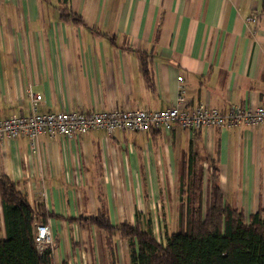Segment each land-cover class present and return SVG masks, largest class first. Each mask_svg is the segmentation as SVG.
Returning <instances> with one entry per match:
<instances>
[{"label":"crops","instance_id":"crops-1","mask_svg":"<svg viewBox=\"0 0 264 264\" xmlns=\"http://www.w3.org/2000/svg\"><path fill=\"white\" fill-rule=\"evenodd\" d=\"M70 5L81 22L64 19L58 0H0V120L29 115L30 92L42 95V113L162 110L176 105L180 75L188 107L227 113L264 105V0ZM249 16L259 22L247 23ZM190 151L203 158L206 180L211 162L218 166L227 202L245 214L264 207V125L19 136L0 141V175L61 216L46 222L56 234V264H95L88 229L97 227L67 218L102 207L114 224L135 223L139 213H178Z\"/></svg>","mask_w":264,"mask_h":264},{"label":"trees","instance_id":"trees-1","mask_svg":"<svg viewBox=\"0 0 264 264\" xmlns=\"http://www.w3.org/2000/svg\"><path fill=\"white\" fill-rule=\"evenodd\" d=\"M62 17L81 22L70 0H58ZM156 129L152 128L151 130ZM203 158L188 154L180 176L177 229L161 242L154 234L149 214H138L135 223H112L100 208L96 215L68 217L107 233L110 246L108 264H118L113 237L129 242L130 264H264V207L250 214L227 202L219 184V168L214 161L206 180ZM0 205L5 237H0V264H56L53 244L39 251L36 225L46 223L50 213L44 202L33 205L15 181L0 175ZM61 264H69L63 261Z\"/></svg>","mask_w":264,"mask_h":264},{"label":"built area","instance_id":"built-area-1","mask_svg":"<svg viewBox=\"0 0 264 264\" xmlns=\"http://www.w3.org/2000/svg\"><path fill=\"white\" fill-rule=\"evenodd\" d=\"M246 22L258 23L259 18L249 16ZM177 79L180 85L176 105L162 110L126 107L93 112L42 113L37 110L42 95L30 92L32 112L29 115H14L0 120V141L19 136H28L35 140L42 133L72 138L92 130H105L107 134L112 135L117 130L141 132L152 128L172 130L176 125L190 130L264 125V105L249 107L233 105L227 113L204 103L193 107L186 106L188 93L181 85L184 77L180 75ZM53 241L51 226L47 223H38L35 242L39 251L42 252L51 246Z\"/></svg>","mask_w":264,"mask_h":264},{"label":"rangeland","instance_id":"rangeland-1","mask_svg":"<svg viewBox=\"0 0 264 264\" xmlns=\"http://www.w3.org/2000/svg\"><path fill=\"white\" fill-rule=\"evenodd\" d=\"M154 224V234L161 242L166 241V236L177 229V212H167L161 214H151ZM69 229H63V235L68 234ZM94 246L95 264H108L110 258V244L107 240V233L98 228L88 229ZM62 233V232H61ZM59 235V234H58ZM56 236V234H55ZM54 236V241H55ZM53 241V242H54ZM113 248L116 250L118 264H130L129 262V242L121 238L118 234L113 237Z\"/></svg>","mask_w":264,"mask_h":264}]
</instances>
